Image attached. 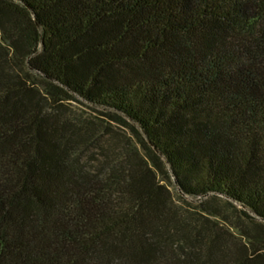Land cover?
<instances>
[{
    "label": "trees",
    "instance_id": "16d2710c",
    "mask_svg": "<svg viewBox=\"0 0 264 264\" xmlns=\"http://www.w3.org/2000/svg\"><path fill=\"white\" fill-rule=\"evenodd\" d=\"M0 264H264V0H0Z\"/></svg>",
    "mask_w": 264,
    "mask_h": 264
},
{
    "label": "rangeland",
    "instance_id": "374dc122",
    "mask_svg": "<svg viewBox=\"0 0 264 264\" xmlns=\"http://www.w3.org/2000/svg\"><path fill=\"white\" fill-rule=\"evenodd\" d=\"M77 101H71L69 102L68 107L70 110H73L77 115H80L82 117H88V118H92V119H97L96 122H99L100 123V120H107L105 119V117L103 116H100L98 112H101V109H91V107L88 105H86L81 99H76ZM105 122V121H103ZM104 124V123H103ZM119 127H114V130L116 132L119 133L118 135V138H121V141H114V145L116 146L115 148L119 149V148H122L126 142L125 140L130 138L132 139V136H131V133L127 130V129H123V128H120L118 129ZM110 140V139H108ZM129 140V139H128ZM132 142V140H131ZM97 152V156H100L101 157V153H99L98 151H95V154ZM172 178V177H171ZM173 180V178H172ZM174 183V182H173ZM171 192L173 193V190L170 189ZM174 194V193H173ZM193 204H196L193 202ZM183 206L184 208H188V210H190V207H188L187 205L183 204V203H179L178 206ZM214 205L218 208H220V211L226 215H228V217H230V220H233V222H239V224H243L244 222H246V220H244L242 217H241V214L239 212H236L234 211L233 209H231L230 207H228L227 205H225L223 203V201H218L216 203H214ZM236 218V219H235ZM236 220V221H234Z\"/></svg>",
    "mask_w": 264,
    "mask_h": 264
},
{
    "label": "water",
    "instance_id": "95a60500",
    "mask_svg": "<svg viewBox=\"0 0 264 264\" xmlns=\"http://www.w3.org/2000/svg\"><path fill=\"white\" fill-rule=\"evenodd\" d=\"M165 162H166V164H167V161L165 160ZM172 178H173V182H174V184L177 186V182H176V180H175V178H174V176L172 175Z\"/></svg>",
    "mask_w": 264,
    "mask_h": 264
}]
</instances>
